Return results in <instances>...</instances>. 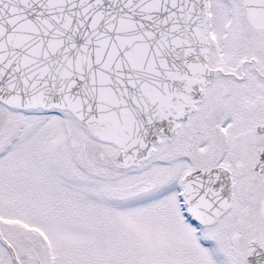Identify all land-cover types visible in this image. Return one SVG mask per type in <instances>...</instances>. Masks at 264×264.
Returning <instances> with one entry per match:
<instances>
[{
    "label": "snow or ice",
    "instance_id": "1",
    "mask_svg": "<svg viewBox=\"0 0 264 264\" xmlns=\"http://www.w3.org/2000/svg\"><path fill=\"white\" fill-rule=\"evenodd\" d=\"M0 264H264V0H0Z\"/></svg>",
    "mask_w": 264,
    "mask_h": 264
}]
</instances>
